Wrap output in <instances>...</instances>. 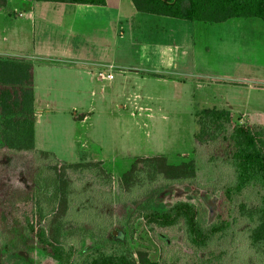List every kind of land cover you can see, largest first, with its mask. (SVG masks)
Segmentation results:
<instances>
[{"label": "rangeland", "instance_id": "obj_1", "mask_svg": "<svg viewBox=\"0 0 264 264\" xmlns=\"http://www.w3.org/2000/svg\"><path fill=\"white\" fill-rule=\"evenodd\" d=\"M34 4L38 17L34 13L26 18L27 11L19 9L17 0H7L0 9V56L26 54L33 66L34 147L53 152L66 163L101 161L105 169L113 170L107 201L105 188L90 175L71 176L78 197L73 198V214L85 215L87 227L90 220L107 225V240L143 248L159 264H171L164 259L172 257L188 264L183 255L191 251L181 233L146 228L135 209L145 201L163 209L184 200L200 209L202 223L214 220L220 198L217 187L228 184L230 173L221 163L214 167L207 162L209 152L217 154L219 146L197 147L194 115L203 107L225 108L239 123L264 125L260 84L264 66L257 73L249 63H237L235 56L245 45L212 23L194 21L200 26L188 34L174 29L185 20L134 11L148 17L140 25L135 18L125 21L124 11L120 23L101 27L75 11L82 4ZM257 56L264 64V52ZM100 70L112 78L100 79ZM197 72L206 75L198 78ZM77 113L85 116L74 118ZM157 154L170 164L194 159L197 184L154 185L142 198H135L140 191L135 196L120 193V168L136 156ZM259 195L256 187H247L232 195L227 208L231 211L232 203L238 202L254 204ZM88 206L92 209L85 211ZM26 209L23 204L19 212ZM95 244V239L86 237L82 247L87 250ZM17 255L35 264H56L37 248L19 249Z\"/></svg>", "mask_w": 264, "mask_h": 264}, {"label": "trees", "instance_id": "obj_2", "mask_svg": "<svg viewBox=\"0 0 264 264\" xmlns=\"http://www.w3.org/2000/svg\"><path fill=\"white\" fill-rule=\"evenodd\" d=\"M130 1L138 12L182 20L222 22L233 17H253L264 21V0ZM6 3L7 0H0V9ZM84 116L73 114L74 118ZM194 117L197 147L219 146L217 154L209 152L207 162L214 167L221 163L230 173L227 185L215 186L220 198L214 220L202 223L200 209L184 200L163 209L145 201L136 207V215L150 230L179 231L181 241L191 251L183 255L188 264H264V125L239 123L225 108L203 107ZM34 118L32 64L22 57L0 56V264H35L32 259L17 255V250L31 248L41 250L56 264H159L143 248L133 249L126 242L107 240V225L90 220L91 226L87 227L85 215L73 214L76 192L71 176L90 175L100 188H105L107 201L111 173L101 161L66 163L53 152L35 149ZM197 177L194 159L170 164L162 154L136 156L120 174L118 186L120 193L135 196L140 191L135 198H142L154 185L197 184ZM250 186L260 192L257 202L232 203L229 211L226 203L231 202L232 195ZM23 204L27 209L19 212ZM91 207L84 210L90 211ZM86 237L95 239L96 244L84 250L82 242ZM196 253L202 255L198 257ZM164 262L182 261L172 257Z\"/></svg>", "mask_w": 264, "mask_h": 264}, {"label": "crops", "instance_id": "obj_3", "mask_svg": "<svg viewBox=\"0 0 264 264\" xmlns=\"http://www.w3.org/2000/svg\"><path fill=\"white\" fill-rule=\"evenodd\" d=\"M17 2L19 4V9L23 11H27L25 16L26 18L33 17L34 13L35 16L38 17L36 13L37 7L34 4L37 1L17 0ZM123 4L126 5L124 6ZM76 8L77 9H75V11L76 10L80 11L78 12V14H82V16H84L87 21L94 22L95 25H99L101 27L108 26L109 24L114 25L116 22L120 23V19H122V13L124 11L126 12L124 13V17H123L125 21L131 22V20L135 18L136 20H138V23L140 25H144L146 21H148L147 19L148 17H145L146 15H138L134 13V11L136 10L134 9L130 0H106L105 5L82 4V7H76ZM71 13H75V12H71ZM140 13L149 14L142 12ZM151 15H155V14H151ZM19 16H21V13H19ZM258 20L261 19L253 18V17L250 18L233 17L222 22H204V23L215 24L213 26H217L221 32H224L225 34L231 36L232 38L234 37L236 41L239 40L241 46L245 45L244 48L241 49L242 54L235 56V59L237 60V63L240 62L243 65L249 63L251 66H254L257 69V73H259L258 72L259 68H262L264 66L263 63L258 62L259 58L257 56V55H261L264 52V23H261V21ZM185 21L187 23H176V25H174V29L176 31H181V32L186 30L189 34L190 31L191 32L194 31L195 27L200 26V25H195L194 21H189V20H185ZM198 22H202V21H198ZM187 40L189 41V43H191L190 39ZM23 45L20 44V46ZM25 55L26 54H22V53L13 54L12 57H22L27 59L28 56ZM194 75L198 78H201L204 77L206 74L205 73L201 74L197 72ZM259 76L261 77L262 75L256 74L257 78ZM260 79H264V76H262ZM260 84L264 85V80H261ZM261 90H264V88H262ZM128 166L129 165H124L122 168H120L121 173L124 172L128 168ZM106 170L113 171L112 169L109 168H106Z\"/></svg>", "mask_w": 264, "mask_h": 264}, {"label": "built area", "instance_id": "obj_4", "mask_svg": "<svg viewBox=\"0 0 264 264\" xmlns=\"http://www.w3.org/2000/svg\"><path fill=\"white\" fill-rule=\"evenodd\" d=\"M97 74H98L99 78H101V79L112 78V74L110 72H106L105 70H100V71H98Z\"/></svg>", "mask_w": 264, "mask_h": 264}]
</instances>
